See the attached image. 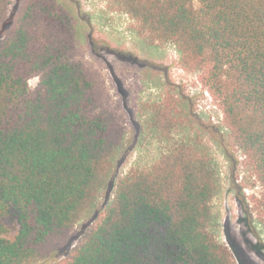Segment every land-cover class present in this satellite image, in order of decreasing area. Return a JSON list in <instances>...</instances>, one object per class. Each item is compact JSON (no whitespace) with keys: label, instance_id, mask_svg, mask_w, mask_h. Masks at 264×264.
<instances>
[{"label":"trees","instance_id":"1","mask_svg":"<svg viewBox=\"0 0 264 264\" xmlns=\"http://www.w3.org/2000/svg\"><path fill=\"white\" fill-rule=\"evenodd\" d=\"M112 5L136 22L146 45H173L182 68L200 74L263 188L247 203L249 227L262 240L264 0ZM11 11L12 0H0V31ZM78 41L74 12L61 0H24L0 41V264H39L63 247L124 146L121 118L79 59ZM186 107L172 99L145 107L139 132L159 143V158L119 181L100 224L59 264H237L214 218L220 164ZM7 223L18 228L14 239Z\"/></svg>","mask_w":264,"mask_h":264},{"label":"rangeland","instance_id":"2","mask_svg":"<svg viewBox=\"0 0 264 264\" xmlns=\"http://www.w3.org/2000/svg\"><path fill=\"white\" fill-rule=\"evenodd\" d=\"M24 0H12L10 19L0 31V41L11 26ZM113 0H61L74 12L79 32V59L98 76L109 107L117 113L126 131L107 187L96 205L74 228L68 242L39 264H59L73 253L84 237L96 228L114 200L119 181L134 169H148L160 156V145L139 132L146 122L145 107L174 100L184 102L198 124L204 127L221 169L223 192L213 203L217 235L237 264H264V236L250 229L249 198L260 197V183L249 172L243 154L234 146L224 126L219 104L203 85L200 74L186 71L171 44L146 45L135 32L136 22L112 5ZM34 91L39 79L30 81ZM14 239L18 228L8 224ZM262 241V243L260 242ZM261 244V245H260Z\"/></svg>","mask_w":264,"mask_h":264}]
</instances>
